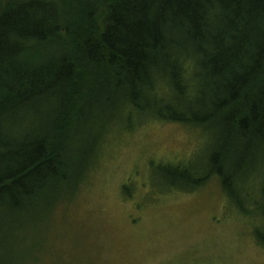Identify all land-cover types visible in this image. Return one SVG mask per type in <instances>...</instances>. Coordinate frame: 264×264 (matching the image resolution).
I'll use <instances>...</instances> for the list:
<instances>
[{
	"label": "trees",
	"instance_id": "1",
	"mask_svg": "<svg viewBox=\"0 0 264 264\" xmlns=\"http://www.w3.org/2000/svg\"><path fill=\"white\" fill-rule=\"evenodd\" d=\"M147 119L210 139L198 166L164 167L161 192L218 178L264 229V0H0L5 242L40 234L78 197L113 128Z\"/></svg>",
	"mask_w": 264,
	"mask_h": 264
},
{
	"label": "rangeland",
	"instance_id": "2",
	"mask_svg": "<svg viewBox=\"0 0 264 264\" xmlns=\"http://www.w3.org/2000/svg\"><path fill=\"white\" fill-rule=\"evenodd\" d=\"M209 142L200 129L176 122L147 119L133 130L114 127L78 197L60 205L24 245L20 237L5 242L1 235L0 261L264 264L261 221L235 210L218 178L195 191L161 192L156 186L166 165L198 166Z\"/></svg>",
	"mask_w": 264,
	"mask_h": 264
}]
</instances>
